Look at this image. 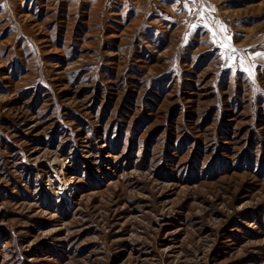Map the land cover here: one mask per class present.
Wrapping results in <instances>:
<instances>
[{"label": "rangeland", "instance_id": "374dc122", "mask_svg": "<svg viewBox=\"0 0 264 264\" xmlns=\"http://www.w3.org/2000/svg\"><path fill=\"white\" fill-rule=\"evenodd\" d=\"M257 53L264 0H0V264H264Z\"/></svg>", "mask_w": 264, "mask_h": 264}, {"label": "snow or ice", "instance_id": "6c2138e0", "mask_svg": "<svg viewBox=\"0 0 264 264\" xmlns=\"http://www.w3.org/2000/svg\"><path fill=\"white\" fill-rule=\"evenodd\" d=\"M189 3H192V4H195L196 3V0H189ZM226 47V46H225ZM236 50L233 49V52H235ZM258 56H264V54L262 53H257Z\"/></svg>", "mask_w": 264, "mask_h": 264}]
</instances>
